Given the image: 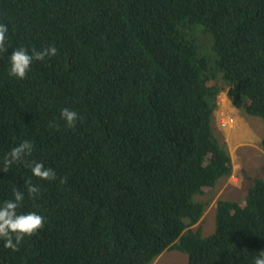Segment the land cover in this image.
Returning <instances> with one entry per match:
<instances>
[{"label": "trees", "instance_id": "obj_1", "mask_svg": "<svg viewBox=\"0 0 264 264\" xmlns=\"http://www.w3.org/2000/svg\"><path fill=\"white\" fill-rule=\"evenodd\" d=\"M0 22L8 54L57 48L19 80L0 54V167L27 139L28 159L56 173L0 171V200L31 178L40 193L22 211L46 217L17 251L0 240V264H153L181 252L173 264H252L264 177L246 198L218 201L213 233L193 225L207 207L196 196L233 174L215 127L225 93L264 120V0H0Z\"/></svg>", "mask_w": 264, "mask_h": 264}, {"label": "clouds", "instance_id": "obj_2", "mask_svg": "<svg viewBox=\"0 0 264 264\" xmlns=\"http://www.w3.org/2000/svg\"><path fill=\"white\" fill-rule=\"evenodd\" d=\"M8 37V24L0 22V54L9 53ZM56 54L57 48L55 46H48L41 50L29 49L24 46L13 48L8 54V75L18 80L24 79L30 72L34 61H42L45 57L55 56ZM225 98H227V93H225ZM236 109L240 111L237 107ZM220 115H222L219 120L221 127L225 128L226 126L229 128L235 123L237 124L233 116L225 115L223 111ZM79 118V114L68 107L60 110V119L68 127H74ZM223 121L228 124L223 126ZM33 149V143L27 139L11 147L4 154L3 166L0 167V171L7 172L15 164H24L31 174L39 180H55L56 173L54 169L47 167L43 161L28 159L32 155ZM234 171L235 166H233L232 178H236ZM230 177L228 178L230 179ZM39 193V185L32 183L31 178H29L24 181V190L15 188L11 198L0 200V240L4 241L5 248L17 251L25 236H31L44 227L46 221L44 215L37 211H22L25 195L27 194L29 198H33ZM226 199L230 198L227 197ZM252 264H264V249L257 252Z\"/></svg>", "mask_w": 264, "mask_h": 264}, {"label": "rangeland", "instance_id": "obj_3", "mask_svg": "<svg viewBox=\"0 0 264 264\" xmlns=\"http://www.w3.org/2000/svg\"><path fill=\"white\" fill-rule=\"evenodd\" d=\"M222 111L225 114H231L221 109L218 113L220 118L222 117L220 115ZM235 118L237 125L229 128L226 126L225 128L221 127L219 120H216L215 127L220 141L227 143L234 154L236 178H232L233 175H231L230 179L228 178L229 180H221L213 192L196 196L199 200L207 203L205 214L198 223L193 225L195 229L201 226L204 235L215 231L218 200L227 197L233 200H242L246 198L252 179L258 176L264 177V150L260 146V141L264 135V120L259 116L247 112L242 113L237 109ZM181 253H183L180 254L181 257H187L186 253ZM181 257L165 253L158 256L153 264H173L177 263Z\"/></svg>", "mask_w": 264, "mask_h": 264}, {"label": "crops", "instance_id": "obj_4", "mask_svg": "<svg viewBox=\"0 0 264 264\" xmlns=\"http://www.w3.org/2000/svg\"><path fill=\"white\" fill-rule=\"evenodd\" d=\"M221 109H223L224 111H226L227 113H231V114H225V115H231L235 118L236 116V106H234L232 104V102L228 99L225 98L223 103H222V107ZM236 119V118H235ZM237 124L235 123L232 127H235ZM230 149V148H229ZM231 151V150H230ZM232 153V152H231ZM233 154V153H232ZM234 155V154H233ZM234 173L236 174V171H234Z\"/></svg>", "mask_w": 264, "mask_h": 264}, {"label": "built area", "instance_id": "obj_5", "mask_svg": "<svg viewBox=\"0 0 264 264\" xmlns=\"http://www.w3.org/2000/svg\"><path fill=\"white\" fill-rule=\"evenodd\" d=\"M226 124H227V122H225V121L222 122V125H223V126H225Z\"/></svg>", "mask_w": 264, "mask_h": 264}]
</instances>
